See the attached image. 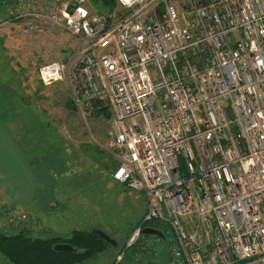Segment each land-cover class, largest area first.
Segmentation results:
<instances>
[{"label": "built area", "instance_id": "2783aa9c", "mask_svg": "<svg viewBox=\"0 0 264 264\" xmlns=\"http://www.w3.org/2000/svg\"><path fill=\"white\" fill-rule=\"evenodd\" d=\"M11 1L13 20L78 41L38 80L63 83L82 122L107 119L112 178L145 198L114 264H264V0H115L116 20ZM158 224L165 258L142 232Z\"/></svg>", "mask_w": 264, "mask_h": 264}, {"label": "rangeland", "instance_id": "374dc122", "mask_svg": "<svg viewBox=\"0 0 264 264\" xmlns=\"http://www.w3.org/2000/svg\"><path fill=\"white\" fill-rule=\"evenodd\" d=\"M83 1L91 15L116 20L125 13L117 4L108 12L98 0ZM0 7V99L5 100L0 113L27 116L19 135H10L20 142L23 162L0 166V234L24 231L31 238L51 239L102 231L116 247L83 264H114L141 226L145 198L112 178L115 162L106 146L107 119L92 115L82 122L71 108L66 86H43L37 75L41 66L65 61L79 43L43 20H13L11 0H0ZM156 227L167 240L148 237L165 258L170 235L164 225ZM140 246L142 237L133 250ZM0 264L9 263L0 256Z\"/></svg>", "mask_w": 264, "mask_h": 264}, {"label": "trees", "instance_id": "16d2710c", "mask_svg": "<svg viewBox=\"0 0 264 264\" xmlns=\"http://www.w3.org/2000/svg\"><path fill=\"white\" fill-rule=\"evenodd\" d=\"M98 1L108 12L117 4L115 0ZM58 246L69 251H57ZM107 248L112 246L92 232L76 231L69 238L51 239L31 238L24 231L0 234V256L9 264H83Z\"/></svg>", "mask_w": 264, "mask_h": 264}, {"label": "crops", "instance_id": "0c3cea01", "mask_svg": "<svg viewBox=\"0 0 264 264\" xmlns=\"http://www.w3.org/2000/svg\"><path fill=\"white\" fill-rule=\"evenodd\" d=\"M4 102L5 100L0 99V112L5 108V106H3ZM6 102L8 103L9 101L6 100ZM22 119L26 120L27 116L21 113L9 114L8 112L5 113V115L3 116L2 113H0V166L11 167L12 160L13 161L21 160V162H23L24 160L23 156H20L21 154L19 151L20 142H18V140L15 141V139H12L10 137V135H19L18 130L23 129L24 127L22 125V121L25 122V120ZM4 124L13 128L6 127V125ZM23 135H25V133ZM8 148L11 149L12 151L11 153L6 151Z\"/></svg>", "mask_w": 264, "mask_h": 264}, {"label": "water", "instance_id": "95a60500", "mask_svg": "<svg viewBox=\"0 0 264 264\" xmlns=\"http://www.w3.org/2000/svg\"><path fill=\"white\" fill-rule=\"evenodd\" d=\"M72 9L69 8L68 10V14H71ZM143 234L145 235H151L154 237H157L159 239H164V236L161 232H159L158 230L155 229H150V228H146L143 231ZM92 234L97 235L101 240L105 241L106 243L110 244L112 247H116V242L111 240L105 233H103L102 231H93ZM57 251H69V249L67 247H63V246H58L55 248Z\"/></svg>", "mask_w": 264, "mask_h": 264}]
</instances>
